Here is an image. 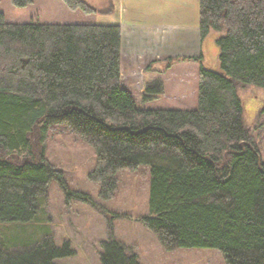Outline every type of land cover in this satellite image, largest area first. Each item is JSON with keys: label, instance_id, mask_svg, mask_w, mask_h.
Listing matches in <instances>:
<instances>
[{"label": "trees", "instance_id": "trees-1", "mask_svg": "<svg viewBox=\"0 0 264 264\" xmlns=\"http://www.w3.org/2000/svg\"><path fill=\"white\" fill-rule=\"evenodd\" d=\"M59 1L94 12L84 0ZM199 31L202 41L214 38L218 57L213 68L203 55L194 59L198 108L141 109L120 85L118 25L9 23L0 14V224L34 221L52 181L68 203L109 214L72 191L46 158L49 129L66 124L97 156L88 177L101 200L113 198L120 171L149 168L148 215L139 221L168 250L210 249L225 264H264V161L243 127L238 93L253 86L264 94V0H199ZM162 93V81L147 83L144 100ZM109 230L101 264H139L111 223ZM71 254L50 236L13 254L0 245V264H55Z\"/></svg>", "mask_w": 264, "mask_h": 264}, {"label": "rangeland", "instance_id": "rangeland-1", "mask_svg": "<svg viewBox=\"0 0 264 264\" xmlns=\"http://www.w3.org/2000/svg\"><path fill=\"white\" fill-rule=\"evenodd\" d=\"M94 12L71 11L59 0H33L17 8L10 0H0V14L9 23H72L98 24L114 14L111 0H84ZM108 15V16H106ZM213 68L212 63L207 62ZM243 106L242 123L258 145L264 161V94L253 86L239 88ZM198 94V92H197ZM192 102V98H190ZM164 103H153L162 106ZM181 107L180 103H176ZM137 106V105H136ZM198 108L183 110L192 111ZM143 109V108H141ZM161 109V108H152ZM181 109V108H174ZM46 158L62 171L69 188L88 195L97 206L106 209L105 215L83 201H66L59 184L52 181L47 194L40 197L36 219L27 224H0V245L8 254L21 252L39 241L52 237L55 247L69 244L72 254L56 260L55 264H101L103 242L109 239V224L116 241L139 259V264H225L223 255L210 249H172L164 247L154 232L139 221L148 215L150 170L141 166L135 171H120L117 189L109 201L100 199V186L89 180L97 156L94 150L66 124L52 126L46 139Z\"/></svg>", "mask_w": 264, "mask_h": 264}, {"label": "crops", "instance_id": "crops-1", "mask_svg": "<svg viewBox=\"0 0 264 264\" xmlns=\"http://www.w3.org/2000/svg\"><path fill=\"white\" fill-rule=\"evenodd\" d=\"M111 1L115 13L106 16L112 20L98 24L120 27L121 88L132 95L140 108H194L198 103L200 69L194 59L203 55L215 67L218 57L214 38L201 40L199 0ZM165 61H173L165 71H147ZM157 80L163 82L162 95L144 100L145 85ZM160 101L166 104L152 105ZM176 103L183 105L177 107Z\"/></svg>", "mask_w": 264, "mask_h": 264}]
</instances>
